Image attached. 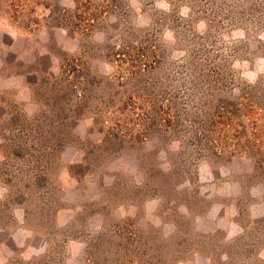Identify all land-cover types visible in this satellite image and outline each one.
Instances as JSON below:
<instances>
[{
    "label": "rangeland",
    "instance_id": "1",
    "mask_svg": "<svg viewBox=\"0 0 264 264\" xmlns=\"http://www.w3.org/2000/svg\"><path fill=\"white\" fill-rule=\"evenodd\" d=\"M0 264H264V0H0Z\"/></svg>",
    "mask_w": 264,
    "mask_h": 264
}]
</instances>
